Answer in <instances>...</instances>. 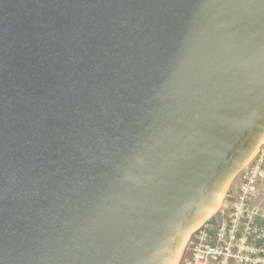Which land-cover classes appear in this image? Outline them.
Returning <instances> with one entry per match:
<instances>
[{"label":"water","instance_id":"95a60500","mask_svg":"<svg viewBox=\"0 0 264 264\" xmlns=\"http://www.w3.org/2000/svg\"><path fill=\"white\" fill-rule=\"evenodd\" d=\"M264 146V0H0V264H179Z\"/></svg>","mask_w":264,"mask_h":264},{"label":"built area","instance_id":"2783aa9c","mask_svg":"<svg viewBox=\"0 0 264 264\" xmlns=\"http://www.w3.org/2000/svg\"><path fill=\"white\" fill-rule=\"evenodd\" d=\"M264 146L233 181L217 214L188 241L179 264H264Z\"/></svg>","mask_w":264,"mask_h":264},{"label":"rangeland","instance_id":"374dc122","mask_svg":"<svg viewBox=\"0 0 264 264\" xmlns=\"http://www.w3.org/2000/svg\"><path fill=\"white\" fill-rule=\"evenodd\" d=\"M260 197H261V198H264V187L261 189ZM211 220H212V219H211Z\"/></svg>","mask_w":264,"mask_h":264}]
</instances>
